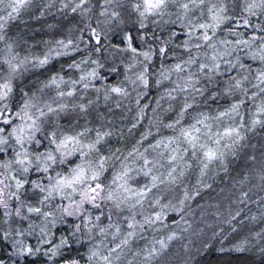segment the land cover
Wrapping results in <instances>:
<instances>
[{"label":"snow or ice","instance_id":"obj_1","mask_svg":"<svg viewBox=\"0 0 264 264\" xmlns=\"http://www.w3.org/2000/svg\"><path fill=\"white\" fill-rule=\"evenodd\" d=\"M37 6L35 19L56 0H0V264H167L179 225L169 213L193 198L192 171L204 185L264 129V0H59L57 11L78 19L41 54L11 34ZM84 52L67 65L77 77L65 79L62 68L42 87H25L31 70ZM121 67L123 79L108 82L103 72ZM153 87L162 91L149 127L126 154L106 150L110 121H89L93 105L116 97L119 109L136 93L131 133ZM221 98L230 102L211 110ZM162 102L175 113L167 123L155 115ZM258 180L230 213L233 232V221L241 229L264 221V165ZM249 205L259 217L238 219ZM255 236L264 239V229Z\"/></svg>","mask_w":264,"mask_h":264},{"label":"trees","instance_id":"obj_2","mask_svg":"<svg viewBox=\"0 0 264 264\" xmlns=\"http://www.w3.org/2000/svg\"><path fill=\"white\" fill-rule=\"evenodd\" d=\"M40 2L41 0H36L37 5ZM58 7L59 0H56V7L50 10L51 14H46L39 19L33 18L39 16V7H33L29 13L23 15L24 22L12 27L11 34L22 35L28 44L35 45L33 51L36 54H41L46 51L44 41L67 35L65 29L78 19L76 14L70 13V10L62 14L57 11ZM50 25L53 27H49ZM83 55H87V52L55 58L44 68L31 70L25 74V87H42L43 82L50 75L54 72H61L62 68L64 71L61 74L65 76V79L77 77L78 72L68 70L67 65L72 63L73 59H81ZM123 72L124 69L121 67L119 74L106 71L103 74L108 77V82L115 84L123 79ZM129 90L131 91V88ZM161 91L162 89L153 87L148 92L147 97L141 100V106L143 104L150 105L146 109L148 115L131 133L128 129L131 127L132 117L136 115L137 111L136 93H132L131 100H122L123 107L119 109L115 108L116 97L106 103L101 95L100 99L93 105L88 120L95 124L98 115L102 114L106 121H110V123L105 124L104 130L112 131L113 135L106 138V150L119 148L126 154L127 150L132 148L140 139L141 134L149 127L153 116L152 109L156 107L155 100ZM88 98L95 100L96 96L90 92ZM229 102L223 98L216 103L210 102L211 110L215 111L217 108L226 106ZM110 107L113 112L108 111ZM129 107L132 109L131 111L127 110ZM167 108L168 103L162 102V107L157 109L155 114L157 119H162L165 123L175 118L174 112L164 111ZM202 110L208 111L209 109L204 107ZM79 123L82 125L85 121L81 119ZM152 130L154 133L156 132L154 127ZM163 133L165 135L171 134L169 130H163ZM245 145L237 156L228 157L230 162L227 171L213 167L208 177L205 178L204 185L196 184L198 170L192 171L186 184L192 192L193 198L185 202L183 211L179 215L169 213L168 223L171 224L172 220H177L179 225H173L178 233V238L171 242L167 264H264V239L255 236L256 232L264 229V221L246 222L247 226L243 229L236 221H233V226L237 229L236 232H233L232 226L227 223L230 213L234 214L237 210L236 201L241 192L248 191L250 188L254 189L255 185L259 183L258 174L261 166L264 165V129L257 128L255 132L249 133ZM253 156L256 158L254 161L250 159ZM194 186L199 189V195H195ZM247 215L259 217L260 213L255 205H249L238 219H243ZM242 242L247 251L242 254L229 251L234 245ZM3 250H10V245H5Z\"/></svg>","mask_w":264,"mask_h":264}]
</instances>
